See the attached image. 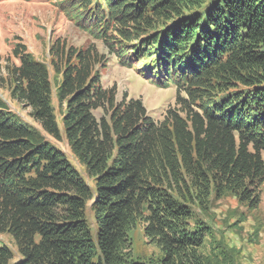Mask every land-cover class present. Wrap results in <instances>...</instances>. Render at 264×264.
Listing matches in <instances>:
<instances>
[{
    "label": "trees",
    "instance_id": "16d2710c",
    "mask_svg": "<svg viewBox=\"0 0 264 264\" xmlns=\"http://www.w3.org/2000/svg\"><path fill=\"white\" fill-rule=\"evenodd\" d=\"M59 3L120 65L174 86L175 106L156 121L141 98L118 101L96 56L60 40L53 90L47 65L18 44L10 95L43 132L0 97V234L19 254L0 240V264H154L132 258L135 229L159 264H206L212 197L262 202L264 0ZM63 135L87 179L47 139Z\"/></svg>",
    "mask_w": 264,
    "mask_h": 264
},
{
    "label": "rangeland",
    "instance_id": "374dc122",
    "mask_svg": "<svg viewBox=\"0 0 264 264\" xmlns=\"http://www.w3.org/2000/svg\"><path fill=\"white\" fill-rule=\"evenodd\" d=\"M60 0H0V97L10 106L19 118L43 132L41 127L29 115V109L13 100L10 95V82L7 66L12 67L20 63L14 55L18 44L25 46L27 52L45 63L48 67L52 85L60 80L52 66L51 47L60 40L67 48L90 50L96 56V69L102 73V84L105 88L113 86L117 89V100L124 99V95L141 97L149 114L161 121L168 108L175 106V89H162L149 82L133 68L120 65L104 43L85 30L75 19L68 15L66 5H60ZM53 90L55 87L53 85ZM53 105L57 108L55 98ZM102 110L96 111L101 117ZM56 118L63 132L62 117L58 109ZM52 145L60 148L70 163L87 179L84 166L81 165L69 149L66 138L56 141L47 136ZM203 219L213 228V234L207 238L201 253L206 264H264V191L262 202L258 209L249 210L233 195L210 202L208 211ZM132 258L141 259L148 263L159 264L160 252L158 248L148 243L136 231L133 232ZM0 240L9 246L18 260L19 254L14 240L6 234H0ZM230 249V258L222 257V253ZM220 254V255H219Z\"/></svg>",
    "mask_w": 264,
    "mask_h": 264
}]
</instances>
